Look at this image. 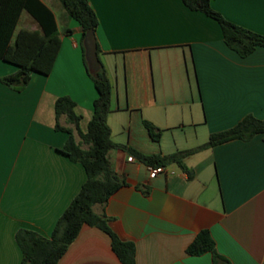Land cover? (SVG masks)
Masks as SVG:
<instances>
[{"label": "crops", "instance_id": "obj_1", "mask_svg": "<svg viewBox=\"0 0 264 264\" xmlns=\"http://www.w3.org/2000/svg\"><path fill=\"white\" fill-rule=\"evenodd\" d=\"M61 47L52 71L34 73L21 90L3 77L18 70L0 59V264H21L19 229L51 237L87 180L82 163L60 151L55 103L69 96L87 131L99 93L85 64L84 31L60 0ZM99 19L98 54L113 86L108 124L118 146L108 152L125 184L94 211L136 245L137 264H216L208 251H187L208 229L217 264H264V132L201 149L150 177L129 151L169 154L207 143L247 115L264 119V46L241 56L222 27L183 0H89ZM228 20L264 35V0H211ZM40 29L24 11L17 30ZM153 123V139L145 121ZM61 125L78 129L62 115ZM127 146L124 148L123 146ZM148 191V192H147ZM58 264H123L110 235L84 224Z\"/></svg>", "mask_w": 264, "mask_h": 264}, {"label": "trees", "instance_id": "obj_2", "mask_svg": "<svg viewBox=\"0 0 264 264\" xmlns=\"http://www.w3.org/2000/svg\"><path fill=\"white\" fill-rule=\"evenodd\" d=\"M60 1L69 16L80 22L84 36L90 28L97 30L98 15L89 0ZM183 2L192 10L201 11L217 20L222 27L225 42L241 56L251 54L258 46H264L263 34L228 20L212 7L211 0H183ZM24 11L39 23L40 29L17 30ZM61 43L56 15L42 0H0V59L18 67L16 72L3 77L6 84L21 90L29 83L34 73L48 75L54 67ZM85 64L99 93L94 101L93 115L87 131L80 130L83 116L77 112V103L71 97H59L55 103V111L56 129L69 134L60 151L73 161L83 164L87 180L58 219L51 237H46L32 229L22 228L17 231L16 240L23 252L21 264H58L84 224L97 226L110 235L112 247L123 264H137L135 243L122 239L110 227L108 217L104 213L95 212L93 208L95 204H105L110 196L125 184V181L112 168L108 157L109 150L118 146L112 140V132L108 124L112 83L102 62L96 74L89 70L86 57ZM62 115H66L68 122L73 123L78 129L80 142L76 141L73 128L63 126L59 122ZM145 125L151 137L158 141L161 133L155 131V125L147 120ZM262 132H264V119L247 115L234 127L212 134L207 143L196 148L177 150L165 155L145 154L133 147H130L129 151L146 165L167 166L176 163L190 172L184 162L187 156L232 139H250ZM123 147L127 148L125 145ZM187 251L194 255L211 251L215 255L216 264L222 258L216 251L215 241L208 229H203L197 234Z\"/></svg>", "mask_w": 264, "mask_h": 264}, {"label": "water", "instance_id": "obj_3", "mask_svg": "<svg viewBox=\"0 0 264 264\" xmlns=\"http://www.w3.org/2000/svg\"><path fill=\"white\" fill-rule=\"evenodd\" d=\"M85 57L91 73L96 74L101 68V61L98 54V43L94 28L87 30L84 38Z\"/></svg>", "mask_w": 264, "mask_h": 264}, {"label": "built area", "instance_id": "obj_4", "mask_svg": "<svg viewBox=\"0 0 264 264\" xmlns=\"http://www.w3.org/2000/svg\"><path fill=\"white\" fill-rule=\"evenodd\" d=\"M167 166L159 165V166H150L149 167V174L150 177H155L158 174L166 173Z\"/></svg>", "mask_w": 264, "mask_h": 264}]
</instances>
